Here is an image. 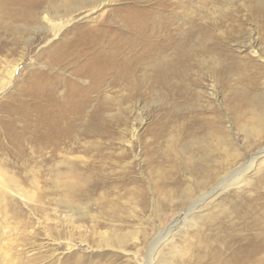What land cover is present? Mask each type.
Here are the masks:
<instances>
[{"label": "rangeland", "instance_id": "1", "mask_svg": "<svg viewBox=\"0 0 264 264\" xmlns=\"http://www.w3.org/2000/svg\"><path fill=\"white\" fill-rule=\"evenodd\" d=\"M262 1L109 0L95 36L76 53L67 51L68 55L59 51L64 32L60 41L51 40L49 33L36 29V22L22 20L20 8L10 11L15 13L13 20L0 19V84L7 69L18 63L0 95V176L20 179L19 187L25 193L24 198L9 192L0 195V264L3 257L4 263L11 264H146L149 244L158 230L181 216L174 205L187 184L182 176L179 188L170 187L173 198L157 199L158 180L168 174L171 163L155 165V169L161 168L159 174L145 175V150L159 155L177 153V164L195 174L216 165L223 158L219 142L225 133L193 126L194 121L207 119L208 109L216 117L217 128L230 127V152L233 149L242 156L237 166L264 148L263 122L258 137L254 130V116L264 115ZM78 34H67L68 42L75 41ZM249 47L258 51L261 60L249 54ZM55 52L67 57L52 62ZM112 56L116 58L113 67L133 64L124 79H116L120 83L114 85L110 74L101 81L105 83L94 87L89 79L78 78L95 60ZM29 78L42 82L48 97L33 101L20 95L19 89ZM211 86L214 95L208 97ZM75 90L83 98L79 99ZM73 103L80 105L77 112H66ZM22 115L28 120L23 121ZM59 116L64 120L55 124ZM3 124H8L14 141L1 134ZM89 124H99L107 134L87 137L83 133ZM190 125L195 130L189 136L180 133ZM132 127L136 129L133 154L128 151L124 156L119 153L120 134L126 131L129 139ZM47 130L72 131L75 141L68 144L67 138L60 137L52 155L48 143L41 140ZM109 157L117 162L111 168H117L116 173L124 162H133L131 176L138 187L111 192L75 185L74 194L68 195L66 172L71 167L75 177L85 174L95 183H109L116 177L115 171L107 173ZM256 196L254 193L250 199ZM143 199L144 208L138 202ZM86 208L94 220L84 216ZM253 209L242 213V219L216 217L210 227L200 231L201 239L194 237L183 247L192 250L193 243L205 241L208 251L222 249L231 239L254 235L258 228L264 231V204ZM103 235L110 238L109 246L102 242Z\"/></svg>", "mask_w": 264, "mask_h": 264}, {"label": "bare ground", "instance_id": "2", "mask_svg": "<svg viewBox=\"0 0 264 264\" xmlns=\"http://www.w3.org/2000/svg\"><path fill=\"white\" fill-rule=\"evenodd\" d=\"M108 2L109 0H0V19L4 17L6 19L13 20L15 13H11L10 11H13V10L16 11V8H20L19 15L22 14V18H23L22 20L29 21V22H32V21L36 22L37 25H39V27L36 29L49 33L51 35V40L58 38V40L60 41L61 39H59V37L61 36V34H63V32L65 34L64 36L66 37H67V34H70V33H79L80 35L79 34L78 35L80 37H76L75 41L68 42L69 40H67V38L65 37V39L61 40L59 43L60 44L59 51L63 50V52L71 51L73 53H76L80 49L81 46L87 43V40L90 37L95 36L98 30V27H100L99 25L101 24V21H102V15L105 11V8L107 7ZM262 3L264 2L262 1ZM56 51H58V49ZM69 53L70 52H67V55ZM54 54L56 56L53 57V59H51L52 62H59L63 58L67 57V56L66 57L62 56L65 54L61 55L59 54V52L58 53L55 52ZM249 54L253 58H257L258 60H261L260 54L255 48L249 47ZM113 59L115 60L116 58L112 56V58L108 57L106 59L95 60V62L93 63V67L87 66L88 68L86 67L83 72L80 71L81 72L80 75H78L79 73L77 74L79 76L78 78H82L85 80L89 79L92 82L93 87H94V86H98L100 82L103 80V78L110 74V75H113L114 85L116 83H120V81L116 79H120V78L124 79L130 73L131 68H133L132 67L133 64H131L130 62L127 64L125 63L118 67H113L112 66ZM17 66H18V63L16 64L14 63V65H11L9 69H7L6 74H5V79H2V82L0 84V95L3 93L2 86L7 85L11 81V79L14 76ZM4 68H6V66ZM39 78L41 81V77ZM41 83L42 82H32L31 78H29V83H27L26 86H23L24 87L23 89L21 87V89H19L18 92L20 93V95H25L27 98H31L33 101H35L36 99L41 98L46 93L45 86H43V84ZM209 89L210 90L208 93L209 95L208 97H213L214 87L211 86L209 87ZM51 91H52V88H51ZM70 94L72 93H69V95ZM74 94L79 99H81V97L83 96L79 90H75ZM46 97L48 96L46 95L45 98ZM39 101H41V99ZM51 101H49L48 104H50ZM75 102L77 103V101ZM25 103L24 105H26ZM68 103L70 104V102L67 101V104ZM79 107L80 105L77 107L76 104L73 103L65 109H66V112L70 111L71 109L72 111L77 112ZM40 110H43V109H40ZM208 111L209 112L207 113L209 115L207 119L204 121L196 120L193 122V126L197 127V130L208 131L209 133H213V131H218V130H220L221 133L222 132L225 133V135L223 134L224 136H221L222 138H221V141L219 142V147L223 154V158L216 165H213L211 167L207 166L205 169H203L202 171H198L195 174L193 171L188 170V167L184 166L183 164H180L181 166L177 164L178 163L176 161L178 160L177 153H176L177 155L175 154V156L174 154L170 156L171 153L166 154V155L164 154L159 155L157 153L149 152V150L148 151L145 150L144 152L143 163L146 167L145 175L159 174L161 172L159 169L161 168L155 169L156 167L155 165L160 166L161 163H167V162L171 163L169 166L170 169H169L168 174L164 175L163 173L162 177H160V179L158 180L159 184L157 185V190H156L157 199H159L160 201H163L164 199L173 198L174 197V193L172 191L173 188L170 189V187L179 188L180 187L179 184H180L182 176L185 179L186 184H187L185 188L183 187L184 189L181 192V195H182L180 198L181 200L179 201V203L174 205V209L181 210L182 212L181 216L175 222H173L172 225H170L166 229L158 230L156 237L149 244V248H148L149 254L147 257L146 264H264V231L261 228H258L259 231L256 232L254 235H244V236H240L235 239H231V241L229 243L227 242L225 244V247L222 249L217 247V248L212 249L211 251H208V247L204 245L205 241L204 243L200 241H198L197 244L193 243L192 245L194 247H192L193 248L192 250L185 249L183 247L184 245H190L191 239L194 237H197V238L199 237V239H201L200 231L204 227H210L216 217L224 219V218H229L230 216L234 215L235 217L237 218L239 217V219H242V216H243L241 215L242 213L247 214L248 211L250 209L252 210L255 206L264 204V148L261 151L257 152L256 154H254L253 156H251L248 160L247 159L243 160V162L239 164V166H237L236 164L238 163L239 159L242 158V156L240 154L233 153L234 151L233 149H232V152H230V147H231V145L229 144V139H230L229 128L230 127H226L225 129L217 128L216 127L217 126L216 117L214 116V114H212L213 112L212 109H208ZM82 112L84 113V111ZM22 116L23 117L21 118L23 121L28 120L26 119V116L24 115ZM47 117H49V115ZM56 118L58 119L56 120L55 124L60 122L62 119L64 120V117H61V116L56 117ZM66 118L68 119V117ZM254 118L257 121V124L254 128L255 132H257L255 136L258 137V135L262 133L260 131V127L262 128L264 125V115L262 113L261 115H259V117L254 116ZM261 122H263V125H260ZM1 127L3 129L1 134L4 135L5 137L11 138V140L14 141V139L11 136V132L8 127V124H3L1 125ZM101 127L102 126H100L99 124L98 125L94 124V126H90L88 130L84 132L83 134L89 138L90 137L92 138L104 137V135L107 134V132L106 131L104 132L103 128ZM68 129L71 130L70 127H68ZM192 130H195V129L192 128V126L190 125L188 129L182 128L179 131L181 134L189 136L190 131ZM63 132L61 131V133H59L57 131L50 130L48 132H45L42 135L41 140H44L48 143L49 151L52 155L56 153V150L58 147L57 141L60 140V137L63 136L67 138L68 144L69 142L75 141V136L72 133V131L71 132L63 131ZM127 134L128 133H126V131L125 132L123 131L122 134H120L123 139L122 140L120 139V141L118 142L119 148L121 150L119 153L124 156L125 154H127L126 152L128 151L133 154L132 143H133V140L136 139L135 138L136 129L134 128L133 130H131V137H129V139H126ZM156 138L158 139V134H156ZM19 141L20 140L17 139V142ZM172 156H174L175 159L174 158L172 159L171 158ZM133 159L138 160V161L140 160V158H138V156L136 155H133ZM115 161L116 160H114L113 157H109V162H108L109 172L107 173L111 174V173H114L115 171V174H116V177L114 176L113 179L109 181V183H105L103 181H99L95 183V181H93L92 178L90 177L86 178L85 174H82V176H78L77 178L75 177L76 176L75 171L70 166L71 170L68 169L69 171L66 172L68 173L67 174L68 179H70V181H68L69 182L68 183L69 184L68 195L72 196V194H74V192L76 191L74 187L75 185H81L82 188L86 186L94 187L95 190H99V189L103 190L105 188V189H110L111 192H115L116 190L125 189L126 187L130 185H137L138 184L137 179L131 176L132 170L130 167L133 164V162L131 161L127 162L125 160L126 162H124L125 164L123 165V167H120L119 173H116L118 172L117 168H114L111 170L114 164L117 163ZM140 162H142V160H140ZM31 180L33 181L34 179H31ZM19 185H20V179H18L17 177L0 176V195L3 196L4 194H6V192H9V193L14 194V196L16 195L18 197L24 198L25 193L19 187ZM176 186H179V187H176ZM230 192L232 195L230 194ZM254 193H257L258 196H256L255 199L251 200L250 196ZM139 197L141 199L143 197V194L141 193ZM138 202H139V205L142 206V208L146 207L145 206L146 203L144 199L139 200ZM84 216H88L89 219H91V221L94 220V217L92 218L89 215L87 208L85 209ZM101 239L105 245L109 246L110 238L108 236L103 235ZM117 243L121 244L120 238L117 239ZM163 250H165V252ZM206 258L209 262L207 261L205 262L204 259ZM5 259H6L5 257L2 258V261H3L2 264H11V263H4Z\"/></svg>", "mask_w": 264, "mask_h": 264}]
</instances>
